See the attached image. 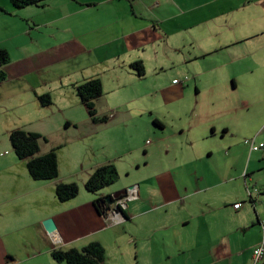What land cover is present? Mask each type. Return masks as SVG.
I'll list each match as a JSON object with an SVG mask.
<instances>
[{
	"label": "crops",
	"instance_id": "1",
	"mask_svg": "<svg viewBox=\"0 0 264 264\" xmlns=\"http://www.w3.org/2000/svg\"><path fill=\"white\" fill-rule=\"evenodd\" d=\"M223 1L46 0L41 6L17 9L10 0H0V49L10 55L4 65L8 78L0 84L1 137L10 141V133L19 128L40 133L49 145L41 143L40 154L56 148L59 160L66 144L48 139L55 124L50 128L37 126L31 113L24 112L27 107L35 109L33 114L43 112L38 96L44 90L38 92L35 86H28L27 78L37 73L39 83L47 90L43 94H51L59 107L69 103L68 109L84 106L77 96V85L90 78L101 79L104 93L95 104L98 115L108 116L109 120L94 122L87 112L82 123L67 117L69 128L88 122L108 125L119 116L115 110L135 102L144 104L138 116L130 114L120 119L125 121L124 126L138 132L131 133L130 140L125 137L122 143L124 151L118 158L126 157L127 161L119 167L114 158L108 157L93 164L86 176L87 180L97 166L108 162L116 164L118 172L125 166V172L140 171L141 176L121 189L137 186L139 192L123 209L125 221L108 224L94 205L96 197L113 192H89L82 199L61 202L55 187L58 182L75 181L73 176L60 173L56 180L36 181L25 169L22 181L2 183L0 187V264H66L54 260L53 249H82L93 241L105 248V259L100 264H254V248L262 238L264 182L258 185L252 179L261 181L257 172L264 171V155L250 152L244 140L249 156L247 168L241 169L238 177H243L247 201L252 205L245 207V199L226 203L221 197L218 203L219 193L212 194L215 185H207V173L200 171L198 159L202 163L203 159L193 145L195 124L186 121L187 111L179 104L191 79L182 62L195 68L215 53L231 52L236 58V72L230 76L235 88L240 85L238 79L250 71L247 67L251 60L245 59H251L254 53L247 44L264 34V25L258 26L254 16L242 17L241 13L258 9L264 15V0L228 3L236 10V18L233 16L230 23L233 28L226 31L219 19L231 13L224 12ZM210 26L217 34H211ZM205 41L208 45L202 48L200 43ZM193 44L196 48L192 52L187 46ZM140 60L146 71L143 77L131 68ZM218 69L219 65H211L199 70L195 74L200 78L199 85L206 74H217ZM149 73L157 77L171 73L183 76L168 83L149 82ZM26 79L27 84L20 82ZM175 79L183 83L175 84ZM53 82L61 85L53 86ZM146 97L152 101L146 103ZM11 109L22 112L19 117L6 116ZM243 125L258 127L249 122ZM222 128L223 136L229 127ZM253 131L247 139L264 141L260 135L264 125L257 133ZM146 132L155 134L156 140L149 136L142 140ZM216 132L214 126L211 135ZM254 154L257 157L251 168ZM0 158L10 163L2 169L8 174L16 166L23 170L12 145L11 149H0ZM69 158L73 163L80 159L77 155ZM234 171L236 180V168ZM252 187L261 191L260 195L253 194L255 204L248 193ZM235 203L241 206L235 209ZM47 219L53 220L54 232L44 227ZM259 264H264V257Z\"/></svg>",
	"mask_w": 264,
	"mask_h": 264
},
{
	"label": "rangeland",
	"instance_id": "2",
	"mask_svg": "<svg viewBox=\"0 0 264 264\" xmlns=\"http://www.w3.org/2000/svg\"><path fill=\"white\" fill-rule=\"evenodd\" d=\"M235 1L236 0L223 1L224 12L228 13L230 11L231 13L229 17L226 16L219 19V25L224 27V31L233 28L230 23L234 20L233 16L236 18V10L231 7L232 5H228V3L231 4L230 2L233 3ZM241 1L244 0H240V2ZM241 15L242 17L249 15L254 16L258 26L264 25V15L258 9L251 10L250 13L247 9L244 13H241ZM211 28V26L208 28L211 34H217V32L213 31ZM202 43H200L202 48L208 45L206 41L205 44ZM247 45L251 46V50L254 54L251 59H245L251 60L249 67H247L250 71H248V75H244L238 79L240 83L238 88L234 87L235 82L230 77L236 72V58H234V55H231V52L224 50L215 53L209 56L207 60L201 61V66H195V68L191 64L182 62V65L187 68V73L185 74H188L191 79L189 81V87H186V96L179 103L187 111V115L185 116L186 121L192 120L195 124L193 131L195 142L193 145L202 155L203 163L199 159L198 162L199 166H201L200 171L207 173V185H215V193L212 194L217 195V193H219L217 195L218 203H220L219 197L226 203L230 201L233 202L236 199H245V207L246 205L252 204L247 201L244 179L241 175L239 178L238 174L241 169L247 168L249 152L248 147L244 144V140L252 137L253 130L257 133L260 127L264 125V34L249 41ZM194 48H196V44L187 46V49H191L192 52ZM196 64L197 62L195 65ZM211 65H219L217 74H206L201 79L202 82L199 85L200 78L196 77L195 74L198 73L199 70ZM46 75L47 74H44V76ZM181 76L183 75H174L171 73L168 77L166 75L157 77L153 73H149L146 81L153 82L155 80H160L164 83H168L172 81L174 77L181 78ZM27 79L29 80L28 86H35L38 92L42 90H44L43 92L47 91L45 85L39 83L38 73L31 75ZM27 79L21 80L20 82L25 85V83L27 84ZM56 84L61 85V83H52L53 86H56ZM215 87H221V89H216ZM197 89L200 92H197ZM43 92L41 94H43ZM115 96L118 97L119 95ZM108 100L112 101L110 99ZM144 101L147 103L152 100L151 97H146ZM68 104L69 103H63L59 107L57 103L53 101V105L42 108L43 112L39 115L32 113L35 112L33 107H27L24 112L28 114L29 112L31 113L33 121L37 122V126L42 127L47 125L48 128H50L52 124H55L52 131L54 133L49 131L48 139L51 141H58L59 139L66 144V146L60 150V173L63 176L69 178L73 176L75 178L74 182H77L79 185V194L75 199L79 200L89 193L85 189L83 182L86 180L89 168L94 166L93 164L103 162L108 157L114 158V162H118L117 164L119 167L124 164V161H127L126 157L123 159L121 157L118 158L124 151L122 143L125 137H128V140H130V134L133 133L137 135L138 132L132 127L128 128V126H124L123 123L125 121H121L120 119L122 116L130 114L138 116L140 113L139 110L144 107V104L135 102L131 105L122 106L120 111L115 110L119 113V116L112 118L108 125H94L92 122H88L87 125L81 124L77 128H69L65 123L67 120L66 118L71 116L82 123L84 116L87 115L86 108L82 105L79 108L68 109ZM21 112L22 110L20 109H11L6 113V116L11 115L13 117H19ZM109 116L111 117L113 115L111 114ZM246 122H249L251 125L257 124L258 127L244 126L243 124ZM223 125L229 127V130L222 136L224 131L222 128ZM97 126L101 128L98 129ZM214 126L217 127V132L215 133L216 135L212 136L211 130ZM260 135L264 137V132ZM147 136H149L148 138L150 140H156V135L152 132H146L142 140ZM7 139L0 136V149H11V143L9 139ZM41 143L44 147L49 146L45 141H41ZM127 146L128 142L125 143V147ZM138 146L140 148L142 143L139 142ZM73 155L79 156L80 159L73 163L69 158ZM256 157L257 155L254 154L251 158V168L254 166ZM17 161L20 163L19 165L23 167V170L16 166L12 173L8 174L7 171H3L2 169L4 166L10 165V163L0 158V187H2V183L12 185L18 180L22 181L21 172L25 169L27 170L26 161L19 160L18 158ZM235 168L236 180H234ZM127 169V166L120 168L119 180L115 184L103 189L102 193H114L124 187L128 188L130 180L141 176L139 170L125 172ZM257 176L261 181L252 180L259 185L264 182V171L257 172ZM249 177L250 176H248V178ZM222 180L224 181L221 182ZM81 188L83 190H81ZM59 205L60 207H65V204ZM225 212L228 213L227 210ZM33 218H36V215H34Z\"/></svg>",
	"mask_w": 264,
	"mask_h": 264
},
{
	"label": "trees",
	"instance_id": "3",
	"mask_svg": "<svg viewBox=\"0 0 264 264\" xmlns=\"http://www.w3.org/2000/svg\"><path fill=\"white\" fill-rule=\"evenodd\" d=\"M17 8L27 6H41L46 0H10ZM10 61V55L6 49H0V84L3 83L8 75L4 70V65ZM139 77L146 73L143 62L136 61L131 64ZM77 96L84 104L90 118L94 122H107L108 116H99L95 101L103 93V84L100 78L94 77L76 86ZM39 103L44 107L53 105L51 94L45 93L38 96ZM10 143L18 158L26 161V167L30 176L36 181L56 180L60 175V167L57 149L40 154L41 141H46V137L37 132L27 131L25 129H16L10 133ZM119 172L113 163H104L97 166L88 176L84 187L93 194H97L106 187L115 184L118 181ZM79 194V185L72 182H58L55 187V195L61 202L69 201ZM94 205L98 212L108 207L109 203L105 197L98 196L94 200ZM125 216V214H124ZM126 219V218H125ZM52 257L58 262L66 264H100L105 259V248L98 241L87 244L82 249L77 248H56L53 249Z\"/></svg>",
	"mask_w": 264,
	"mask_h": 264
},
{
	"label": "built area",
	"instance_id": "4",
	"mask_svg": "<svg viewBox=\"0 0 264 264\" xmlns=\"http://www.w3.org/2000/svg\"><path fill=\"white\" fill-rule=\"evenodd\" d=\"M189 78L186 77L185 80H188ZM175 84L183 83L181 79H175ZM245 144L249 146L250 152H259L264 155V141L257 140L256 137L246 139ZM249 197L251 201L255 204L257 203V200L254 199V193L261 194L260 189L256 187H252L248 191ZM139 196V192L137 189V186L130 187L127 192L119 198V200L116 201V205L113 209L109 211H105L103 213V216L105 218V221L108 224H116L121 223L125 221V216L123 213V209L126 207V203L129 200L136 199ZM241 206V203H235L234 208L238 209ZM260 226L262 229V238L259 244L254 248L253 252V258H254V264H259L263 257H264V220L260 221Z\"/></svg>",
	"mask_w": 264,
	"mask_h": 264
},
{
	"label": "water",
	"instance_id": "5",
	"mask_svg": "<svg viewBox=\"0 0 264 264\" xmlns=\"http://www.w3.org/2000/svg\"><path fill=\"white\" fill-rule=\"evenodd\" d=\"M127 190L128 189H124V190H121V191L114 192V193L108 195L107 197H105V200L107 201V203L111 204L114 199L119 198L121 195L126 193ZM44 227L46 228V230L48 232H54L56 230L52 219L45 220L44 221Z\"/></svg>",
	"mask_w": 264,
	"mask_h": 264
},
{
	"label": "flooded vegetation",
	"instance_id": "6",
	"mask_svg": "<svg viewBox=\"0 0 264 264\" xmlns=\"http://www.w3.org/2000/svg\"><path fill=\"white\" fill-rule=\"evenodd\" d=\"M122 196H123V195H122ZM120 197H121V196H120ZM120 197H119V198H120ZM119 198L114 199V200L112 201V203L109 204L108 207H106V208L103 210V213H105V211L107 212V211L113 209V208L115 207V205H116V201L119 200Z\"/></svg>",
	"mask_w": 264,
	"mask_h": 264
},
{
	"label": "clouds",
	"instance_id": "7",
	"mask_svg": "<svg viewBox=\"0 0 264 264\" xmlns=\"http://www.w3.org/2000/svg\"><path fill=\"white\" fill-rule=\"evenodd\" d=\"M124 194H125V193H124ZM124 194H123V195H124ZM121 196H122V195H121ZM102 214H103V213H102Z\"/></svg>",
	"mask_w": 264,
	"mask_h": 264
}]
</instances>
